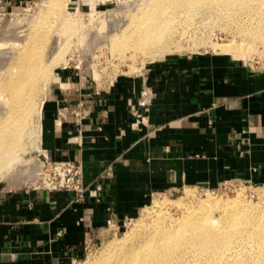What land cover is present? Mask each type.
<instances>
[{
	"label": "crops",
	"instance_id": "obj_1",
	"mask_svg": "<svg viewBox=\"0 0 264 264\" xmlns=\"http://www.w3.org/2000/svg\"><path fill=\"white\" fill-rule=\"evenodd\" d=\"M41 131L38 158L80 163L84 199L0 188V264L73 263L92 235L182 186H264V72L225 56H176L100 87L64 68Z\"/></svg>",
	"mask_w": 264,
	"mask_h": 264
},
{
	"label": "bare ground",
	"instance_id": "obj_2",
	"mask_svg": "<svg viewBox=\"0 0 264 264\" xmlns=\"http://www.w3.org/2000/svg\"><path fill=\"white\" fill-rule=\"evenodd\" d=\"M121 6L132 14L128 25L125 27L126 23L119 22L117 17L110 19L106 32L103 30L113 49L127 43L145 58L152 54L163 56L170 50L169 44L162 42L163 32L171 30L175 24L188 26L187 23L197 22L192 21L195 18L200 24L219 18L237 23L235 32L242 38L236 40L233 36L229 43L216 44L214 49L247 57L254 51V44L249 40L256 39L264 51V0H125ZM57 22L56 34H52L54 21L41 32L39 27L32 26L33 33L23 43L24 48L15 53L9 71L0 79V94L4 95L3 116L0 117V175L16 163L17 153L24 147L23 141L28 135L26 117L37 118L39 122V86L49 79L53 66L60 63L67 49L59 43L64 39L66 42L68 34L78 32L77 21L61 18ZM72 22L77 30L69 32ZM59 34L64 37L60 42L56 38ZM28 169L29 179L37 171L35 167ZM16 172L21 173L14 170V174L9 173L10 178L16 179ZM22 181L24 183L25 179ZM185 193L187 198L190 195L192 198V192ZM243 196L239 192L226 200L209 195L203 200L186 198L187 203H176V208L181 210L178 216L171 214V205L155 203L153 215H147L128 234L111 242L97 260L88 263L251 264L264 255V189L257 193L258 204H251Z\"/></svg>",
	"mask_w": 264,
	"mask_h": 264
},
{
	"label": "rangeland",
	"instance_id": "obj_3",
	"mask_svg": "<svg viewBox=\"0 0 264 264\" xmlns=\"http://www.w3.org/2000/svg\"><path fill=\"white\" fill-rule=\"evenodd\" d=\"M123 1L125 0H59L58 2L54 0H0V79L9 71L11 63L15 59V53L24 48L23 43L25 44L29 35L33 33L34 29L32 26L36 25L39 27L38 31L41 32L45 27L53 24L54 21L52 34H56L55 31H57V25H59L57 21L61 18L77 21L76 24L81 26L78 25L77 30L74 27L75 22L71 23L69 32L73 29L78 32L68 34L66 42H64L65 39L64 37L61 38L60 34L59 37H56L58 38V42H60V39H64L63 41L61 40L59 45L63 44L67 49L62 53L60 63L53 66L49 79L42 86H39L41 93L39 100L38 97L36 100H38V104H41V110L48 89L55 83L56 72L64 68L73 69L75 73L86 77L87 80L96 82L100 87L121 77L139 75L152 62L176 56H194L198 54L225 56L240 63H245L247 67L252 68L256 72H264V51H262L263 48L260 47L259 41L256 39L249 40L250 43L254 44V51H250V55L247 57L234 56L233 52V54L230 52L223 53L218 48L214 49V45L216 44L223 45L229 43L233 36L236 40L242 38L241 34L235 32L238 26L237 23L229 20H220L219 18H212L209 22L203 24H200L199 19L195 18L192 21L197 22L187 23L190 24L188 26L185 24H175V26L171 27V30L163 32L162 42L168 43L170 47V50L163 54V56H154L152 54L148 58H145L142 53L134 47H129L127 43L113 49L110 41H108L107 33H105L111 22L110 19L118 17L120 19L119 22L126 23V27L129 21L128 18L132 16L127 7L125 9L121 6ZM101 31L102 33L100 34ZM69 37L70 39H68ZM3 96V94H0V117L3 116L2 112L4 110ZM39 117L38 120L40 122L37 121V118L33 120L32 117H26L28 135H26L23 141L24 149L22 148L17 153L19 161L16 160L15 165L13 164L7 172L0 175V188L18 189L21 187H31L34 183L36 173L28 179L26 170L29 167L31 169L35 167L36 169H33L35 172L39 170L37 158L42 150L43 142L41 113ZM25 166L28 168L26 169ZM11 170H20L21 173L16 172L17 176H15L16 174L14 175L16 179H12L14 177L10 178L9 176ZM13 171L11 172L12 174L15 173ZM17 177L19 181H17ZM24 179L23 183L22 180ZM263 189L264 186L228 183L214 189L182 186L173 191L159 193L154 195L134 217L125 220L120 227L115 229L109 228L99 232V234L92 235L89 238L82 257L70 264H90L88 262L97 260L111 242L128 234L132 227L138 222L145 220L147 215H153L155 213L153 211L156 209L155 203L163 202L171 205L172 208L169 206L171 214L178 216L181 210L176 208L178 207L176 203H187L190 199L203 200L208 195L215 198L219 197V199L223 197L221 200L232 199L237 193L241 192L245 200L247 198L251 204H254L258 200L257 193ZM184 191L192 192V198L191 195L187 198ZM186 198L189 200L187 201ZM149 211L152 213H149ZM262 249L264 250V246ZM251 264H264V255L259 258L257 257L255 261L252 260Z\"/></svg>",
	"mask_w": 264,
	"mask_h": 264
},
{
	"label": "built area",
	"instance_id": "obj_4",
	"mask_svg": "<svg viewBox=\"0 0 264 264\" xmlns=\"http://www.w3.org/2000/svg\"><path fill=\"white\" fill-rule=\"evenodd\" d=\"M39 170L31 187L43 191H63L73 195L76 202L84 199L82 166L70 161L40 160L37 158Z\"/></svg>",
	"mask_w": 264,
	"mask_h": 264
}]
</instances>
